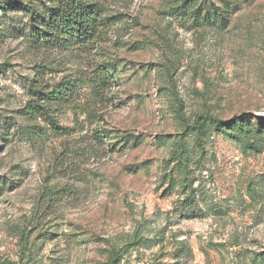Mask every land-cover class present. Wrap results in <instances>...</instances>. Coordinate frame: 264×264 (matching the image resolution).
Masks as SVG:
<instances>
[{
	"label": "rangeland",
	"instance_id": "374dc122",
	"mask_svg": "<svg viewBox=\"0 0 264 264\" xmlns=\"http://www.w3.org/2000/svg\"><path fill=\"white\" fill-rule=\"evenodd\" d=\"M82 1L0 0V264H264V0Z\"/></svg>",
	"mask_w": 264,
	"mask_h": 264
},
{
	"label": "trees",
	"instance_id": "16d2710c",
	"mask_svg": "<svg viewBox=\"0 0 264 264\" xmlns=\"http://www.w3.org/2000/svg\"><path fill=\"white\" fill-rule=\"evenodd\" d=\"M58 3L60 6L58 28L66 29L67 27L72 28L73 26L78 25L84 26L83 22L85 7L82 0H58ZM23 10H27L26 7ZM32 29H36V26H32ZM35 37V39H37L36 35ZM39 38L41 39L42 37L38 36V39Z\"/></svg>",
	"mask_w": 264,
	"mask_h": 264
}]
</instances>
